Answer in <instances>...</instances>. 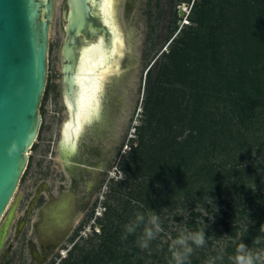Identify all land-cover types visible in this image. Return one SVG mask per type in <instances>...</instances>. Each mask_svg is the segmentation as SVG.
<instances>
[{
  "label": "rangeland",
  "instance_id": "1",
  "mask_svg": "<svg viewBox=\"0 0 264 264\" xmlns=\"http://www.w3.org/2000/svg\"><path fill=\"white\" fill-rule=\"evenodd\" d=\"M193 1L118 0L117 18L124 37L123 50L118 53L121 55L122 65L117 76L107 81L104 92L105 103L104 105L101 103L99 117L95 118V124L93 123L79 141L81 149H83L82 141L90 149L89 160L96 161L98 158L100 160L98 171L91 170L90 189H85L86 181H81L73 188L71 174L65 169L58 153L62 126L69 114L64 101L61 55L65 38L62 21L65 0H54L48 40L47 79L40 102L41 125L37 139L29 151L28 164L13 196L17 202L16 215L19 216L26 201L41 183H45L49 193L57 194L60 191L73 190L78 224L67 234L63 244L70 245L72 250L67 252L68 247H64V252L68 256L63 259L58 254L52 263L47 264H105V262L106 264H159V259L153 254L156 250H161L172 232L181 233L186 230L193 233L195 227L205 232V228L214 224L217 217H223L221 210L231 212L227 206L217 204L213 208L206 206L208 202L205 203L203 200L192 202L194 203L192 205H181L180 202H184L185 195L180 192V195L171 201L169 206L171 208L163 207L161 216L157 215L160 231L148 241V247L139 245V249L135 250L139 241L144 239L145 224L138 239H134V236L126 230V226L131 224L134 217L139 214L140 208L145 205L144 201L137 198L139 188L144 187L143 189L147 190L148 183L150 184L147 182L141 186L138 181L135 168L148 173L146 169L148 162L140 160V157L133 153L135 151L133 147L137 145L142 134L140 127L145 124L144 104L151 92L153 96L157 93L156 89L149 86L146 73L150 69L151 76L155 77L160 74L165 64L171 66V49L182 46L172 39L180 38L184 35V31H188L192 26L196 27L190 21L191 16L198 17L196 12L190 13ZM230 1L232 0H215L213 6L220 2L229 11ZM198 2L200 3L201 0H196V3ZM215 8L218 13L220 7L215 6ZM207 21L206 24L209 26L203 25L197 31L200 42L209 40L208 28L217 23L214 22V18ZM188 22L191 26H186ZM225 51L230 52L231 46L225 47ZM149 137L148 133L144 136L146 140ZM155 142L156 140L153 139L151 143ZM93 151L97 153L94 154ZM141 151H148V148L144 147ZM224 159L225 156H219L215 161ZM134 160L137 161L134 163ZM257 160L262 162L256 164L258 168L246 176L252 192L239 196L247 202L250 201L253 207L262 205L264 212V178H262L264 172L261 171V166L264 165V151L257 156ZM239 168L235 167V169ZM246 168L251 170V166ZM193 171L195 168L189 169L184 172V176L190 177ZM231 181L232 179L226 181V184ZM171 186L167 179L161 178L160 184L152 183L149 194L142 197L149 201L158 196L161 202L164 197H174ZM225 193L216 194L217 202L228 197ZM193 211L201 216L195 218ZM206 218L208 221L204 220ZM193 219L195 221L191 222ZM102 225L105 229H102ZM115 228L118 230L116 235L111 237L113 241L108 249L110 251L105 252L102 242L107 240L108 235L113 233ZM135 231L138 233V230ZM10 235L13 244L8 249L7 245L6 249L4 248L5 256L0 260V264H39L26 255V248L23 252L20 250V244L13 238L12 232ZM231 241L233 239L225 232L218 237L211 234L205 238L207 244H204L203 249L208 254L212 251L215 255L218 251H225ZM110 252H113L111 259ZM260 254L264 255V249H260Z\"/></svg>",
  "mask_w": 264,
  "mask_h": 264
},
{
  "label": "trees",
  "instance_id": "2",
  "mask_svg": "<svg viewBox=\"0 0 264 264\" xmlns=\"http://www.w3.org/2000/svg\"><path fill=\"white\" fill-rule=\"evenodd\" d=\"M214 1H193L190 13L196 12L198 17L191 16L190 21L196 27L172 39L182 46L171 49V66L165 64L155 77L151 76L150 69L147 71L148 84L157 93L153 96L151 92L144 104L145 124L140 127L142 134L133 147V153L148 162V173L135 168V175L141 186L150 182L147 190L141 187L137 193V198L145 202L139 212L145 220L137 217L132 220L131 225L138 230V233L135 230L129 233L134 239H138L150 216L153 213L161 216V209L169 208L180 192L185 195L181 205L203 200L211 208L217 204L231 211L221 210L223 217H217L204 232L205 238L211 234L218 237L222 232L231 237L233 241L225 251L213 255L212 251L208 254L203 249L207 242L200 247L193 245L186 264H231L229 257L241 242L258 254L264 249L263 206L253 207L250 201L239 196L252 192L246 176L258 168L255 165L262 161L257 156L264 151V0H232L229 11L217 2L218 13ZM213 18L217 23L208 28L209 40L200 42L198 29L209 26L207 20ZM186 26L191 25L188 22ZM228 45L231 51L226 53ZM146 133L150 136L148 140L144 138ZM150 139L156 142L152 144ZM144 147L148 151H141ZM219 156L226 159L215 161ZM246 166H251V170ZM192 168H195L193 174L184 176ZM261 171L264 172V165ZM161 178L172 184L174 197H164L161 202L158 196L145 200L142 195H148L152 183L159 185ZM221 193L228 197L217 202L215 196ZM192 214L195 218L201 216L195 211ZM102 229H105L103 225ZM117 230L102 242L105 252L110 251L111 237ZM196 232H199L197 227L193 233ZM171 234L161 250L153 254L159 264H173L170 246L180 233ZM254 239L261 243L255 244ZM140 242L135 250L139 249ZM218 256L222 259H215Z\"/></svg>",
  "mask_w": 264,
  "mask_h": 264
},
{
  "label": "water",
  "instance_id": "3",
  "mask_svg": "<svg viewBox=\"0 0 264 264\" xmlns=\"http://www.w3.org/2000/svg\"><path fill=\"white\" fill-rule=\"evenodd\" d=\"M99 5L100 0H65L62 9V80L64 97L72 105L78 91L75 74L79 53L100 38L107 42L111 32L96 10ZM53 12L54 0H0V220L18 188L29 161L27 153L40 129ZM116 55L122 65L121 55ZM64 140L61 133L59 147L67 162L73 155L65 153Z\"/></svg>",
  "mask_w": 264,
  "mask_h": 264
},
{
  "label": "bare ground",
  "instance_id": "4",
  "mask_svg": "<svg viewBox=\"0 0 264 264\" xmlns=\"http://www.w3.org/2000/svg\"><path fill=\"white\" fill-rule=\"evenodd\" d=\"M117 4L118 0H100L99 8L96 10L101 21L111 31L109 39L106 42L100 38L97 43L84 47L79 53L75 74L78 91L75 95L74 106L64 97L69 116L62 126V134L66 139L62 146L65 153L71 156L77 151L79 139L85 128L93 124L95 118L99 117L107 81L111 79L112 75L118 73L121 66L116 54L123 50L124 37L117 18ZM64 157L66 156L64 155ZM16 203V199L12 198L0 220V251L9 234L10 226L16 218ZM56 208V211L60 213L62 207L59 205ZM54 218L58 221L60 215H56ZM77 224L78 218L75 214L71 221V227L73 228ZM23 225L24 221L20 219L17 233L20 232Z\"/></svg>",
  "mask_w": 264,
  "mask_h": 264
},
{
  "label": "flooded vegetation",
  "instance_id": "5",
  "mask_svg": "<svg viewBox=\"0 0 264 264\" xmlns=\"http://www.w3.org/2000/svg\"><path fill=\"white\" fill-rule=\"evenodd\" d=\"M90 152V149L83 142V149H78L71 157V160L65 162L61 151H58L65 169L71 174L73 188L77 187L81 181H86L84 184L85 189H90L92 180L91 170L96 169L98 171L100 166L99 158L96 161L88 159ZM93 152L94 154L97 153V151ZM59 205L62 207L60 213L56 211V207ZM16 209L17 203L15 213ZM75 214L73 190L60 191L57 194L49 193L47 192L45 183H41L36 187L30 199L26 201V205L20 215H16V218L13 220L9 234L4 240L2 250L0 251V260L5 256L3 250L6 245L8 249L13 244L10 239L11 232L13 238L19 242L20 250L23 252L26 248L27 253H25L32 261L39 264L52 263L58 254L61 258H66L68 255L64 252V247H68L67 252H70L72 247L63 244L67 234L71 229L75 228L71 227V221ZM56 215H60L58 221L54 218ZM20 219H23L24 225L20 232L17 233L18 221Z\"/></svg>",
  "mask_w": 264,
  "mask_h": 264
},
{
  "label": "clouds",
  "instance_id": "6",
  "mask_svg": "<svg viewBox=\"0 0 264 264\" xmlns=\"http://www.w3.org/2000/svg\"><path fill=\"white\" fill-rule=\"evenodd\" d=\"M123 178V177H121ZM138 220H145L143 214L137 215ZM155 229V231H153ZM128 233L133 232L134 226L129 224L126 226ZM160 231L158 224V217L153 213L147 220L144 228V239L141 240V247H148V241L153 239ZM191 241V244L188 242ZM255 244H260L259 239H254ZM205 244V233L201 229L199 232L192 233L188 231H182L179 236L172 241L170 251L172 253L173 264H186L188 257L193 252V245L200 247ZM215 259H222V256H218ZM231 264H264V255L258 254L249 245L241 242L235 250V254L229 257Z\"/></svg>",
  "mask_w": 264,
  "mask_h": 264
}]
</instances>
